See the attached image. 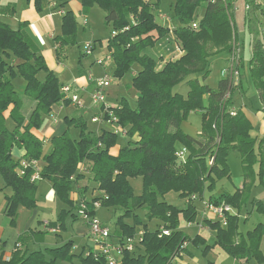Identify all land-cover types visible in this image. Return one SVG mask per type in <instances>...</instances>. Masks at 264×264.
Returning a JSON list of instances; mask_svg holds the SVG:
<instances>
[{
	"label": "trees",
	"instance_id": "1",
	"mask_svg": "<svg viewBox=\"0 0 264 264\" xmlns=\"http://www.w3.org/2000/svg\"><path fill=\"white\" fill-rule=\"evenodd\" d=\"M233 2L235 0H174L172 18L178 24L173 33L183 54L163 62L162 57L157 59L145 51L171 33V28L160 24L155 15L161 0H81L84 12L97 5L106 12V24L112 25L108 48L115 64L114 75L122 78L139 65L132 81L138 91L137 105L132 107L127 100H122L113 107L117 126L130 137L117 154L111 152L118 140L116 130L103 128L95 135L88 130L84 119L67 118L69 126L80 130L79 137L74 138L69 132L54 137L51 151L43 156L44 141L34 129L42 126L53 105H69L70 101L62 92L63 84L58 76L49 69L23 26L15 29L1 22L0 173L5 187L13 190L7 196L11 222H16L20 205L29 209L37 207V185L31 179L35 170L13 158V148L20 147L26 150L28 162L44 161L40 178L51 181L54 194L71 208L60 213L56 223L61 228H65L66 217L73 207H78L71 194L85 176L79 167L82 163L100 191L92 200L87 199L88 211L93 213L94 203L124 210L119 219L120 229L113 236L120 242L128 237H137V240L132 251H124L118 264H181L178 259L188 253V242L196 245L202 242L203 253L207 255L212 247L200 236L186 235L180 230V222L182 218L188 223L195 222L194 200L203 199L207 191H213L219 179L231 177L229 154L236 151L241 155L244 185L234 193L212 194L208 201L225 202L240 210L247 185H251L249 180L257 173L264 182V137L252 136V125L240 108L232 115L235 85L224 76L217 88L204 83L211 73L214 58L232 51L237 35L231 13ZM47 3L48 0H34L38 10ZM257 8L258 4L250 2V11ZM250 21L247 17V26ZM77 33V18L72 11L65 12L62 35L55 38L59 54L76 42ZM251 41L250 70L260 103L257 110L264 112V41L257 38ZM40 73H45L43 80ZM18 77L25 81L23 93L14 82ZM185 85L189 86L187 94L180 92ZM228 92L230 95L226 98ZM9 110L15 124L13 129L6 121ZM195 111L202 113L199 137L191 136L182 128L183 121ZM180 146L188 151L185 160L177 156ZM136 176L144 179L141 194L134 192L130 182ZM170 191L188 197L187 206L180 209L167 202L164 197ZM252 204L264 213L261 200ZM138 209L148 219L156 220L154 230L137 214ZM125 218H132L133 225L126 223ZM204 224L215 230V246L231 257L264 261L260 248L264 224L259 223L254 230L243 234L240 216L231 213H226V226L217 219H205ZM73 247L74 241L70 240L45 252L17 251L10 261L0 258V264H57L58 260L69 264H108L105 258L76 253Z\"/></svg>",
	"mask_w": 264,
	"mask_h": 264
},
{
	"label": "rangeland",
	"instance_id": "2",
	"mask_svg": "<svg viewBox=\"0 0 264 264\" xmlns=\"http://www.w3.org/2000/svg\"><path fill=\"white\" fill-rule=\"evenodd\" d=\"M173 1L174 0H161L159 9L155 10V15L158 19V22L162 25L170 27L171 35H174L173 30L178 24L177 20L172 18V16L174 15V10L171 7V3H173ZM255 4H258V8L256 10L250 11V9H246L245 0H235V3L233 2L231 13L236 21L237 35L236 39L233 42L232 51L230 52V54L221 53L214 58L213 63L211 65V73L208 78L204 81V83L209 85L211 88H217L219 81L223 77L222 71L226 68L228 69L230 66H234V63H239L240 77L235 83V90L233 93V101L236 107H233L232 109L237 111L238 108H241V110L245 112V116L249 119L252 125L251 134L253 137H256L257 133H259L260 130L264 131V117L258 116L259 119L255 118V115L258 111L256 108H260V104L258 103V90L252 79L250 70V58L252 53V46L250 44L252 43V41L250 42V40H252V38H257L261 41H264V0H258ZM95 9L97 10H94L91 16L88 15L90 19L89 25L84 24L85 19L80 16V13L76 14L78 18L79 30L76 36V42L67 46L68 57L65 61V65H67L68 63V66L67 70L61 75V80L63 79L65 81V79H70L71 70H76L79 72L80 70H83L82 66H84L83 68H87L88 70H90L89 68H91L92 65H95L92 69L93 73H91L93 76H100L106 71L109 72L111 77H113L111 71L113 62L112 59L109 57L108 48V40L112 35L113 28L111 24H106V12L99 6H97ZM200 13L203 12L201 11ZM165 15L167 16V21L164 20ZM247 17L251 20L250 26H247L246 24ZM254 31H257V33H254ZM88 43L92 45L94 50H92L89 55L83 56L82 53L83 51L85 52L84 47ZM160 46L161 45L159 43H156L155 46L147 47L145 51L154 56L155 58L160 59L162 55V52H160ZM238 50L240 58L237 59L236 51ZM80 59L82 60V62H80ZM98 59L104 60V65H106L105 69L103 68V65L97 62ZM92 60L93 62H91ZM227 60H229V62ZM138 66L139 65L136 64L132 69H130V71L122 80L112 78L113 81L111 88L109 89V94L107 95V92L105 93L107 104L115 105L116 98L121 97L127 99V101L131 104L132 107H135L137 105L138 97L135 96L132 86H124L123 88V85L127 84V82L132 81L135 72L134 70ZM21 80L23 79L20 77L17 83H19ZM188 91V85H185L180 89V92L183 94H187ZM85 106H97L98 108V111H91L89 115L84 114V109H80L78 115L80 117L83 116L84 120L88 122V128L90 129V131L93 132L92 134L99 135L100 128H105V126L109 125L106 122V117L104 116V114H102L103 110L101 108V104L96 105L90 99L89 105ZM98 115H100L104 119V122L93 121V118ZM114 126L112 128L114 130L117 129V127ZM182 126L185 128L184 131L191 133L193 136H199L202 133V113L200 111L191 112L189 116L183 121ZM125 135L123 133V130L119 128L117 140L118 146L124 147L128 143L130 137L128 135ZM71 136L78 138V130L76 127H74L71 131ZM181 148L182 147L180 146L179 149ZM228 163L230 167L231 177L219 179L216 183L214 190L207 191L205 199L209 198L211 194L218 195L221 194V192L230 193L234 189H237L238 187H242L244 185L245 177L240 153L236 151L231 152L228 157ZM255 169L256 172H258V167H255ZM249 181L251 182V185H247L248 188L245 191V202L242 205V208L238 210L237 208L232 207L233 213L237 216H240L241 218L240 231L243 234H247L249 231L254 230L259 223L264 224L263 211H260L258 208H255L252 204V201L256 200H263L264 203V182H262L260 176L257 173L255 177H253L252 180ZM130 182L136 194H141L143 192L144 179L142 176L133 177L130 179ZM37 183L41 182L39 181ZM42 183L43 185L41 187V192H38V197L41 206H44L43 210L45 211L46 215L51 213V220H57L60 215L59 213H62L61 211L63 208L69 210L68 205L62 202L53 193L54 191L52 185H50L49 182L43 181ZM89 199L92 200L91 198ZM164 199L170 204H173L174 206L180 209L185 208L189 200L188 197H181L176 191H170L166 193ZM205 199L203 198L194 200V204L197 209V219H201L202 216L205 214ZM76 210L78 211V207H76ZM251 210H253L252 215L249 219H246L245 217L248 216V213ZM92 211V215L98 221L105 223L109 227L112 235H115L119 231V219L120 216L124 214V210L122 208H117L113 206L108 207L101 204L96 206L93 205ZM137 214L140 215V217L145 223L148 224V228H150L151 230H154L156 228L157 222L155 219H148L145 216L144 212L140 209L137 210ZM124 221L126 223H129L130 225H133L134 223L132 218H125ZM65 222L67 228L60 231V235L62 237L59 235L57 236L55 233H51V242H56V239H58L60 240L58 241L59 243L62 241L60 238L68 239L72 236L74 237L77 226L86 223L80 216L78 223L74 227L72 225L74 224V222L72 221L71 213H69V216ZM180 226L184 233H188L187 230L189 225L188 222L183 218L181 219ZM140 227L142 228V226ZM90 241V245L94 246L93 240ZM260 248L264 252V236L261 239ZM190 249L193 257L198 258L201 261L200 264H264V261L259 262L256 259H251L249 261L242 262L241 260H236L235 258L231 257L223 251L217 252L215 254L207 253V255L205 256L203 253V249L200 250L197 248V246L194 245H192ZM114 256L116 258L117 253H115ZM122 257L123 256H117L118 262L122 261ZM210 260L214 261L215 263H211ZM60 262V264H67V262H64L63 260H61Z\"/></svg>",
	"mask_w": 264,
	"mask_h": 264
},
{
	"label": "crops",
	"instance_id": "3",
	"mask_svg": "<svg viewBox=\"0 0 264 264\" xmlns=\"http://www.w3.org/2000/svg\"><path fill=\"white\" fill-rule=\"evenodd\" d=\"M96 7L97 5L92 7L88 12H84L81 0H48L47 5L42 10H38L34 4V0H0V23L3 22L9 24L11 27L15 29L23 26L24 31L31 39L35 48L40 52V54L43 55L49 69L52 70L58 76L61 84L73 86L74 88L73 92L80 93V96L82 97L85 105H89L91 96L96 90V85L94 81L106 74H109V72L105 71L104 74L95 77L91 74L93 73L92 69L95 65H92L91 68H89L90 70H88L87 68H83L84 66H82V69L84 71L80 70L78 72L76 70L75 71L71 70V78L65 79V81L67 82H65L63 79L61 80L60 77L67 70V66H68V63L67 65H65V61L67 60L68 57V48L65 47L63 52L59 54L57 51L59 44L57 43V41H55V38L62 35V20L65 12L72 11L76 18H77L76 14L80 13V16L83 19H85L84 24L89 25L90 19L88 15L91 16L92 12L94 10H97L95 9ZM164 20L165 21L168 20L166 15L164 16ZM158 43L161 45L160 52H162L161 57L162 59H164L163 62L168 61L170 59L173 60L177 59L183 54V51L179 47L175 35H171V33L168 34L162 40H160ZM82 55L87 56L89 54L83 51ZM80 62H82L81 59ZM91 62H93V60ZM112 62H113V66L111 68L113 74L112 78H116L117 80H122L126 75L122 78H117L114 75L115 64L113 59ZM104 64H103V68L105 69L106 65ZM138 70L139 67L135 68L134 76L136 75ZM39 77L41 78V80H43L45 77V73H40ZM18 80L19 77L16 78L14 81L16 84V88L20 93H23L25 81L21 80L19 83H17ZM132 81L127 82V84H124L123 88L124 86L126 87L132 86L135 96L138 97V91H136V89L133 87ZM110 88L111 86L107 90V95L109 94ZM122 100H127V99L117 97L116 104L115 105L109 104V105L113 108L115 106L120 105ZM234 107H236L235 104ZM80 109H84V114L87 115H89L91 111H98L97 106L94 107L85 106V108H80L71 103H69V105L59 103L52 106L51 112L45 115L42 126L38 129H34V133L44 141L43 156L51 151L52 139L54 137L61 136L65 132H69L71 134V131L75 126H69L66 120L67 118L84 119L83 116L80 117L78 115ZM258 116L264 117V112L258 110L255 115V118L259 119ZM6 119L9 128L13 129L15 127V124L10 118V110L6 112ZM116 125H117L116 123L109 124L108 126H105V128L113 129L112 127L113 126L116 127ZM87 127H89L88 122H87ZM182 128L183 130L185 129L183 126ZM102 129L103 128L101 127L100 133L102 132ZM77 130L79 137L80 130L78 128ZM88 130L90 129L88 128ZM123 133L124 135L126 134L124 131ZM186 133L193 136L189 132ZM125 136H127V134ZM257 136L256 137L258 139L264 137V131L260 130V132L257 133ZM193 137H199V136H193ZM120 148L121 146H118L116 144V146H114L111 149V152L117 154L120 151ZM12 154L15 160H19L22 163L28 162L25 159L26 150L24 148L14 147L12 150ZM35 162L39 170L41 171L42 167L44 166V161L40 159V160H35ZM84 174H85L84 178L80 179L77 182L76 184L77 188L71 194V197L75 202H78V200L83 197L87 199L89 198L92 199L97 195H100V191L97 189L96 182L91 180L90 172H84ZM39 181L41 183H37ZM43 181H47L49 182L50 185H52L51 181L47 179L39 178L35 181L37 185V191H36L37 207L34 209H29L26 208L25 206L20 205L18 208V215L16 218V222L12 223L11 217L7 214V196L11 195L13 193V190L11 188L5 187L3 177L0 173V258L3 261H10L13 254L17 251L30 253L33 251L40 250L45 252L47 251V249L60 247L70 240L74 241L73 251H75L76 253L83 252L85 254V251L93 247L90 245L91 238L89 234V228L86 223L77 226L74 237L72 236L68 239L60 238L62 241L59 243L58 241L60 240L58 239H56V242H51V233H55L57 236L58 235L61 236L60 231L67 227L65 225V228H61L60 224L56 223L57 220H51V213L47 215L45 214V211L43 210L44 206H41L38 197V192H41ZM241 188L242 187L240 186L237 189H241ZM237 189H234L230 193H234ZM206 194L207 192L204 195V199L206 197ZM209 198H206L205 201H208ZM68 208L69 210L71 209L69 206ZM62 211H67V210L63 208ZM252 212L253 210L249 211L248 216L245 218L249 219L250 216L252 215ZM71 214H72V221L74 222V224L72 225L75 227V225L78 223V220L80 218L78 211L76 210V207L75 208L73 207ZM209 214L210 213L205 212V214L202 216L201 219H196L195 222L188 223L189 225L187 230L188 233L185 234L190 237H194V236L202 237L205 240L206 244L212 247V249L208 253L215 254L223 250L220 247L215 246L216 243L215 230L211 229L209 226L204 224L205 219L216 220V218H213L212 215ZM231 214H234L233 211L231 212ZM68 216L66 217V220ZM221 224L222 226H226V222L221 221ZM180 230H182L181 226H180ZM192 245L197 246V248L200 250L204 249L205 247V245L202 244V242H200L198 245L192 242H188L186 244V249L188 250V253H185L182 258L178 259L179 263L181 264L201 263V261L198 258L193 257L190 249ZM117 256H121V255L117 254ZM47 258H51V256L47 255ZM240 260L242 262H246V260L244 259H240ZM60 261L61 260H58L57 264H60L61 263ZM64 262H67V264H69L68 261H64ZM210 262L215 263L212 260H210Z\"/></svg>",
	"mask_w": 264,
	"mask_h": 264
},
{
	"label": "built area",
	"instance_id": "4",
	"mask_svg": "<svg viewBox=\"0 0 264 264\" xmlns=\"http://www.w3.org/2000/svg\"><path fill=\"white\" fill-rule=\"evenodd\" d=\"M247 1V5H246V9L250 8V2H254L256 3V1L258 0H245ZM197 24H194V27H196ZM84 50L87 54H90L93 50V47L90 43H88L85 47ZM237 54V59L240 58L239 57V50L236 51ZM110 57V56H109ZM235 60V58H234ZM97 62L101 65L104 64V60L102 59H98ZM222 75L228 79H230L232 81V83L235 85L236 81L239 79L240 77V69H239V63H234V66H230L228 69H224L222 71ZM112 77L109 74H106L98 79H96L94 81L95 85H96V90L95 92L92 94L91 99L93 101L94 104L98 105L101 104L102 106V110H103V114L106 117V122L108 124H113L116 123V117L114 115V111L113 108L106 103V95L105 93L107 92L108 88L111 86L112 84ZM63 94L65 95V97L70 101L71 104H74L77 107L80 108H85V103L82 99V97L80 96V93L78 92H73V86L71 85H63V87L61 88ZM230 93L228 92L226 95V98H229ZM232 115L236 114V111L234 109L231 110ZM93 121L95 122H104V119L98 115L95 116L93 118ZM117 124V123H116ZM117 129L116 132H119V128L116 125ZM114 130V129H113ZM188 154V151L186 148H182L177 152V156L181 159V160H185L186 156ZM24 166L28 167V166H32L35 170V173L32 176V181H36L37 179L40 178V170L34 161H30V162H25ZM80 170H82L83 172H89V170L87 169V166L85 164H80L79 165ZM21 174H24V170L20 171ZM87 198L85 199H79L77 206H78V214L84 219V221L86 222L88 228H89V234H90V238L91 240H93L94 242V246L91 249H88L87 251H85V255H92L95 258H105L106 261L108 262V264H118V259L117 256L115 258L114 254H120L121 256H123V253L125 250L128 251H132L135 247V242L137 240V237H128V238H124L123 242H120L119 240H117V238H115V236H113L111 234V231L109 229V227L103 223L98 221L91 212L88 211V204H87ZM94 205H100L99 203H94ZM205 212L206 213H211L213 218H216L217 220L226 222V213H231L232 210V206L229 204H225V202L220 203V205L218 204H214L211 203L209 201H206L205 203ZM165 233H169V231H165ZM143 232L140 233V235H142Z\"/></svg>",
	"mask_w": 264,
	"mask_h": 264
}]
</instances>
